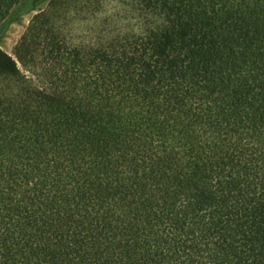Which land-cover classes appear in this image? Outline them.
Returning a JSON list of instances; mask_svg holds the SVG:
<instances>
[{
    "label": "trees",
    "instance_id": "16d2710c",
    "mask_svg": "<svg viewBox=\"0 0 264 264\" xmlns=\"http://www.w3.org/2000/svg\"><path fill=\"white\" fill-rule=\"evenodd\" d=\"M40 2L0 49V264H264V0Z\"/></svg>",
    "mask_w": 264,
    "mask_h": 264
},
{
    "label": "rangeland",
    "instance_id": "374dc122",
    "mask_svg": "<svg viewBox=\"0 0 264 264\" xmlns=\"http://www.w3.org/2000/svg\"><path fill=\"white\" fill-rule=\"evenodd\" d=\"M40 1L41 0H35L34 7L36 10L34 12L24 15L18 21L11 24L6 31L4 38L0 41V49L5 51L11 57L14 54L16 45L25 33L31 18L35 14H37L39 10L45 7L46 3H41Z\"/></svg>",
    "mask_w": 264,
    "mask_h": 264
}]
</instances>
